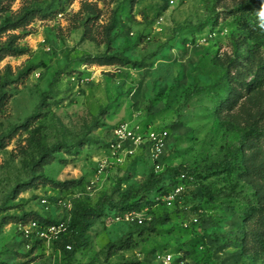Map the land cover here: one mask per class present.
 <instances>
[{"label":"rangeland","instance_id":"obj_1","mask_svg":"<svg viewBox=\"0 0 264 264\" xmlns=\"http://www.w3.org/2000/svg\"><path fill=\"white\" fill-rule=\"evenodd\" d=\"M0 57V264H264V0H0Z\"/></svg>","mask_w":264,"mask_h":264},{"label":"trees","instance_id":"obj_2","mask_svg":"<svg viewBox=\"0 0 264 264\" xmlns=\"http://www.w3.org/2000/svg\"><path fill=\"white\" fill-rule=\"evenodd\" d=\"M261 30H263V27H260ZM1 60V57H0ZM117 60V57H101L98 59H95V62L100 65V66H104V65H108L110 63H112L113 61ZM242 153L240 150H236L233 153V159L231 161V163L228 164L229 167L232 168H239L242 164ZM221 169L220 166H213L210 167L209 169H207L208 172H215L216 170ZM170 174L172 176V178L176 181V182H180L181 184L184 185H188L190 183V180H194L195 182L198 180H202L204 177L198 173L194 175V172L191 170H188L186 168H182V167H177L176 169H171L170 170ZM34 182L37 183V185H41V186H50V187H58L61 189H68V186L66 185V183H59L56 181H53L51 179H49L48 177L44 176V175H39L37 177H35ZM158 186V181L155 178H152L148 181V183L142 188L140 189V191H138L137 194H143V193H150L156 190ZM134 199V195H127L126 198L121 199L118 203L116 204H112L113 207L116 206H120L121 209H125V210H131L133 206H136L137 203L133 202L130 205H126V203L130 202L131 200ZM101 205L98 204V206H96L95 208H87L85 209L83 212H81L77 219L75 220V222L70 223L69 226V230L71 232H74L76 230V228H78V237L80 239L79 243H76L73 245V252H75V250L80 249L83 247L84 245V233L86 232L87 228H88V221L92 220V219H96L98 217L101 216L102 214V210H101ZM37 221V220H36ZM41 222L40 220H38V223ZM45 224H51L48 221H44ZM68 231V232H70ZM133 245V241L132 239H128L126 241H122L120 243L119 246L115 247V245H113L112 247L115 248V252H120V251H125L128 250L132 247ZM72 254H70L69 256H67V258L70 260ZM121 264H143L141 261H131V262H124Z\"/></svg>","mask_w":264,"mask_h":264},{"label":"built area","instance_id":"obj_3","mask_svg":"<svg viewBox=\"0 0 264 264\" xmlns=\"http://www.w3.org/2000/svg\"><path fill=\"white\" fill-rule=\"evenodd\" d=\"M126 129L122 126L115 129V135L117 139L123 140L125 137ZM63 226L56 224L41 225L35 221L28 223L24 226V233L26 235L35 234V237L43 241H51L57 238V235L62 232Z\"/></svg>","mask_w":264,"mask_h":264}]
</instances>
